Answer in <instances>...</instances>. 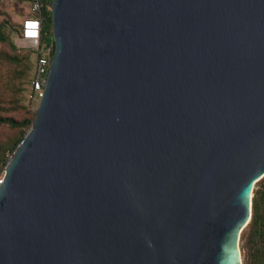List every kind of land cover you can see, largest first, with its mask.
<instances>
[{
	"label": "water",
	"instance_id": "1",
	"mask_svg": "<svg viewBox=\"0 0 264 264\" xmlns=\"http://www.w3.org/2000/svg\"><path fill=\"white\" fill-rule=\"evenodd\" d=\"M50 5L47 81L0 180V264H242L264 0Z\"/></svg>",
	"mask_w": 264,
	"mask_h": 264
},
{
	"label": "trees",
	"instance_id": "2",
	"mask_svg": "<svg viewBox=\"0 0 264 264\" xmlns=\"http://www.w3.org/2000/svg\"><path fill=\"white\" fill-rule=\"evenodd\" d=\"M40 1L42 39L47 41L52 39L51 14L47 9L51 0ZM5 24V21L0 23V43L8 46V50H0V126H6L14 132L6 136L5 140H0V173L4 171L9 157L23 139L35 115V113L18 115L17 109L28 106L20 103L14 106L12 103L13 100L19 102L20 98L17 94L21 90H24L23 98L28 94L27 89L35 65L36 52L31 47L23 54L16 52L17 47L12 39V33L5 30ZM23 82L26 83L24 88ZM240 249L242 264H264V176L254 185L251 218L241 232Z\"/></svg>",
	"mask_w": 264,
	"mask_h": 264
},
{
	"label": "built area",
	"instance_id": "3",
	"mask_svg": "<svg viewBox=\"0 0 264 264\" xmlns=\"http://www.w3.org/2000/svg\"><path fill=\"white\" fill-rule=\"evenodd\" d=\"M30 4V13L25 15L20 23V36L36 52L35 65L29 82L27 97L31 103L37 104L43 95L47 81L51 57L54 51V41L53 39L47 41L42 39L41 1L30 0ZM47 9L51 10V5H47ZM3 173L4 171L0 173V180Z\"/></svg>",
	"mask_w": 264,
	"mask_h": 264
},
{
	"label": "rangeland",
	"instance_id": "4",
	"mask_svg": "<svg viewBox=\"0 0 264 264\" xmlns=\"http://www.w3.org/2000/svg\"><path fill=\"white\" fill-rule=\"evenodd\" d=\"M30 5H31L30 0H0V23H3L4 21L6 22L5 30L12 33V39L17 47L16 52L20 54H23L27 52L28 49H30L28 42L22 40L19 34L20 20L25 15L30 13ZM0 50L6 51L8 50V46L0 43ZM25 82H23V85H22L23 88L24 86H26ZM23 91L24 90H21V92L17 94V97L20 98L19 102L13 100L12 105L17 106L20 103V104H24L25 106H28L26 108L17 109L19 111L18 115L21 116L23 113H29L31 115L32 113H35L37 104L31 103L27 95L26 97L24 96L23 98ZM28 91H29V85H28L27 92ZM13 132L14 131L11 129H8V127L1 125L0 126V140L2 141L5 140V137L12 134ZM241 256H242V252H241Z\"/></svg>",
	"mask_w": 264,
	"mask_h": 264
},
{
	"label": "crops",
	"instance_id": "5",
	"mask_svg": "<svg viewBox=\"0 0 264 264\" xmlns=\"http://www.w3.org/2000/svg\"><path fill=\"white\" fill-rule=\"evenodd\" d=\"M22 19H23V18H21L20 23H21ZM20 23H19V26H20Z\"/></svg>",
	"mask_w": 264,
	"mask_h": 264
}]
</instances>
